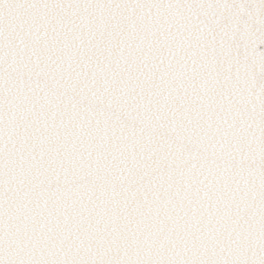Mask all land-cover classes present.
Listing matches in <instances>:
<instances>
[{
  "label": "snow or ice",
  "instance_id": "6c2138e0",
  "mask_svg": "<svg viewBox=\"0 0 264 264\" xmlns=\"http://www.w3.org/2000/svg\"><path fill=\"white\" fill-rule=\"evenodd\" d=\"M0 264H264V0H0Z\"/></svg>",
  "mask_w": 264,
  "mask_h": 264
}]
</instances>
